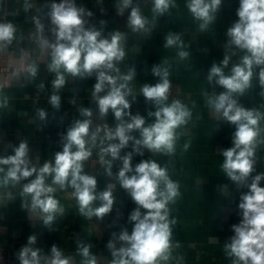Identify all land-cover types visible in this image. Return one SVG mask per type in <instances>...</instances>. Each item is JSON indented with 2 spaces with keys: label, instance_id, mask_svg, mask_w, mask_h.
Masks as SVG:
<instances>
[{
  "label": "clouds",
  "instance_id": "1",
  "mask_svg": "<svg viewBox=\"0 0 264 264\" xmlns=\"http://www.w3.org/2000/svg\"><path fill=\"white\" fill-rule=\"evenodd\" d=\"M223 0H187L186 7L201 31L208 29L220 12ZM175 0H152L155 16H163L175 7ZM130 9L128 26L133 32L148 31L149 21L142 16L141 9L133 6V0H119L116 8L118 15ZM238 19L227 29V48L239 49L245 54L239 63L233 64L230 74L224 69L229 66L231 56L227 54L219 63H212L207 81L223 89L219 93L206 96L207 106L222 119L235 127L232 146L221 151L224 158L221 170L238 188H247L239 198L238 208L241 220L232 226L233 235L225 243L224 253L231 258L232 264H264V172L257 173L255 151L260 139V121L264 113L245 108L239 101L251 87L254 70L264 96V0H239L236 11ZM93 12L78 6L76 0H60L47 5L45 17L50 21L52 40L43 36L45 25L40 18H34L40 42L50 49L51 60L47 70L55 74L52 81L53 94L49 103L59 111L61 95L56 94L66 84V75L87 79L95 76L92 98L98 108V118L106 121L109 111L113 114L115 127L108 123H94L93 112L89 108L79 110L84 119L76 120L61 136L62 150L54 154L53 161H45L37 168L30 156L28 142L21 141L13 146L12 154L0 156V187H15L27 180L22 186L21 196L25 197L22 208H28L39 215L43 226L50 231L58 215L65 209L55 198L57 188H71L79 213L91 219L103 220L114 208L113 186L97 191V177L85 171V162L90 160L94 149H99L100 161L105 165L106 174L112 176L114 161L121 167L116 175L122 188L136 204L128 221L131 232L122 228L112 234L106 247L112 259L110 264H167L172 253V225L169 205L180 196L179 183L173 181L168 170L155 159H142L133 165V154L143 156L144 150L150 153L172 155L176 150L177 129L191 119V110L180 100L168 103L171 81L169 69L163 65H154L152 75L159 80L155 84L145 83L141 95L151 103L154 111H148V117H154L146 125V118L131 111V81L137 72L132 67L122 74L117 67L125 57L124 35L114 31L107 37L103 35L106 21H100L101 28L87 26ZM16 29L11 23H0V42L10 44ZM165 48L176 47L181 60L189 57L183 50L185 45L179 34L169 33L165 37ZM232 55H235L233 51ZM34 77L38 67H29ZM40 88L44 85L41 83ZM103 93V95H101ZM75 104V100H69ZM7 104V100L3 101ZM41 121H47L48 113L38 109ZM138 132L139 137L132 135ZM131 145V151L121 155L122 150ZM185 150L189 147L184 145ZM106 157L110 159H106ZM31 178V179H29ZM51 178V183H48ZM30 197V200L27 199ZM11 198V197H9ZM98 202V203H96ZM95 204V206H94ZM37 236L27 238L17 254L19 264H72V258L65 256L57 245L50 248V256H42V249L34 247ZM119 245V247H117ZM92 245L77 242V254L82 257L81 264H97L96 256L90 251ZM179 247V244H176Z\"/></svg>",
  "mask_w": 264,
  "mask_h": 264
},
{
  "label": "crops",
  "instance_id": "2",
  "mask_svg": "<svg viewBox=\"0 0 264 264\" xmlns=\"http://www.w3.org/2000/svg\"><path fill=\"white\" fill-rule=\"evenodd\" d=\"M52 2L59 3L60 0H0V23H11L16 29L10 44L0 42V156L12 154L13 146L26 141L29 156L37 168L45 161H53L54 154L62 150L61 136L71 123L85 118L80 115V109H91L94 123L106 122L111 127L116 123L111 111L106 121L98 118V108L92 98L95 76L81 79L66 75L65 86L56 93L61 95L60 110L56 111L49 103L54 92L52 81L55 74L47 70L50 49L42 46L34 18H40L45 25L43 36L52 40V25L45 17L47 5ZM186 3L187 0H175V7L157 17L152 11V0H133V6L139 7L142 16L149 21L148 31L133 32L128 26L130 9H126L123 15L117 14L119 0H76L78 6L93 12L87 26L101 28L100 21L103 20L106 21L103 26L105 37L114 31L124 35L125 57L117 67L122 74H127L132 67L136 69L137 74L130 83L132 94L128 97L130 101L136 98L131 107L133 114L145 116L146 125L154 121V117H148L147 113L155 109L141 95V88L145 83L158 82L159 78L152 75L151 69L154 65H163L165 60L168 61L164 66L169 69L171 81L167 102L180 100L192 112L189 122L177 129L174 154L144 150L143 156L133 154L132 159L133 165L142 159H155L167 168L169 177L179 183L180 196L169 205V218L175 219L176 223L172 225L173 248L167 264H232L231 258L224 253V245L234 234L232 226L242 218L238 204L241 193L247 188H238L221 170L224 160L221 151L232 146L235 127L223 122L207 106L205 93L211 95L223 91L207 81L212 63H219L227 52L231 61L224 71L230 74L232 65L239 63L245 54L226 45V31L238 19L239 0H223L220 12L205 31L200 30V22L193 18ZM169 33L181 36L185 45L183 50L189 52L187 59L178 57L180 49L164 47ZM233 51L235 55H232ZM33 64L38 67L34 77L29 71ZM261 91L254 70L251 87L239 97L240 103L247 109L264 113ZM5 99L6 105L3 104ZM71 99L75 104L69 103ZM38 109L48 113L47 121L39 119ZM259 127L260 139L264 140V120L260 121ZM132 135L139 137L138 132ZM185 144L189 145L186 150ZM131 150L130 145L122 150L121 155ZM120 167V162L114 161L113 174L109 177L100 161L99 149H94L90 160L85 162V171L97 177L98 192L113 186V211L103 220L88 219L79 213L73 190L57 188L55 198L65 211L51 225L53 231L43 226L39 215L22 208L25 200L21 196L22 186L27 180L15 187H0V249L11 258V264H19L17 254L32 234L37 236L34 247L42 249V256H50V248L55 244L65 256L72 258V264H81L82 257L77 254L79 241L92 245L90 251L96 256L97 264H110L112 256L106 245L112 234L122 228L131 232L133 225L128 216L136 208L116 180ZM255 168L253 175L264 172V143L256 147ZM261 186L264 187V181ZM177 243L179 247H176Z\"/></svg>",
  "mask_w": 264,
  "mask_h": 264
},
{
  "label": "built area",
  "instance_id": "3",
  "mask_svg": "<svg viewBox=\"0 0 264 264\" xmlns=\"http://www.w3.org/2000/svg\"><path fill=\"white\" fill-rule=\"evenodd\" d=\"M0 264H11V258L0 249Z\"/></svg>",
  "mask_w": 264,
  "mask_h": 264
}]
</instances>
